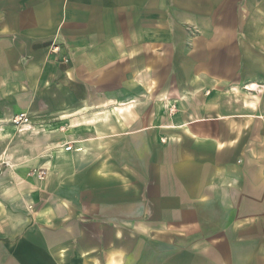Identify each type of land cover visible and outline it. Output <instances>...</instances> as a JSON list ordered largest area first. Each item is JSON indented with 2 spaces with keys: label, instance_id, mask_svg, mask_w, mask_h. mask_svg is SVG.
I'll return each instance as SVG.
<instances>
[{
  "label": "crops",
  "instance_id": "obj_1",
  "mask_svg": "<svg viewBox=\"0 0 264 264\" xmlns=\"http://www.w3.org/2000/svg\"><path fill=\"white\" fill-rule=\"evenodd\" d=\"M0 160V264H264V0H0Z\"/></svg>",
  "mask_w": 264,
  "mask_h": 264
},
{
  "label": "built area",
  "instance_id": "obj_2",
  "mask_svg": "<svg viewBox=\"0 0 264 264\" xmlns=\"http://www.w3.org/2000/svg\"><path fill=\"white\" fill-rule=\"evenodd\" d=\"M11 123L17 128V130L20 132V131H23L26 129V126H29V123H30V118L28 117V115L26 113H23V112H20V113H17V114H14L13 117L11 118ZM28 128V127H27ZM71 148L70 145H67L65 147L66 150H69ZM1 162V160H0ZM44 170L43 169H40L38 171V177L40 179H42L44 177Z\"/></svg>",
  "mask_w": 264,
  "mask_h": 264
},
{
  "label": "rangeland",
  "instance_id": "obj_3",
  "mask_svg": "<svg viewBox=\"0 0 264 264\" xmlns=\"http://www.w3.org/2000/svg\"><path fill=\"white\" fill-rule=\"evenodd\" d=\"M258 86H256V88H257ZM259 88V87H258Z\"/></svg>",
  "mask_w": 264,
  "mask_h": 264
}]
</instances>
